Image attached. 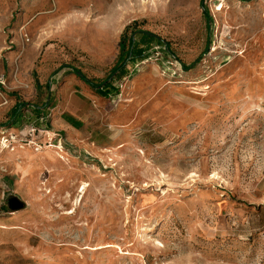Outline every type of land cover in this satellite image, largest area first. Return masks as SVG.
Segmentation results:
<instances>
[{"label": "rangeland", "instance_id": "1", "mask_svg": "<svg viewBox=\"0 0 264 264\" xmlns=\"http://www.w3.org/2000/svg\"><path fill=\"white\" fill-rule=\"evenodd\" d=\"M0 264H264V0H0Z\"/></svg>", "mask_w": 264, "mask_h": 264}, {"label": "trees", "instance_id": "2", "mask_svg": "<svg viewBox=\"0 0 264 264\" xmlns=\"http://www.w3.org/2000/svg\"><path fill=\"white\" fill-rule=\"evenodd\" d=\"M205 14L208 17L209 21H212V17L209 16L208 9L205 7ZM153 43L161 44L163 48V52L169 55H173V52L170 48V44L164 41L158 35L149 32L147 30L138 29L133 32L131 36L127 35V31H125L122 35V39L120 41V63L114 68L113 73H117L116 77H122L126 73V63H135L138 61H142L147 59L150 55L148 53L149 47L153 45ZM207 47L205 52H207ZM186 68V67H185ZM82 80L87 82L91 87L96 90V93L101 96H108L111 94L113 87L110 82H102L96 85L93 81L88 79L84 74L80 71L75 72ZM25 105V103H17L13 113L12 120L13 124L11 127H16L22 123L24 118V113H22L21 107ZM31 112L39 119L40 116L45 117L46 114H43V110H41L38 106L32 107ZM39 120L37 121V123ZM39 126V124H37ZM48 129V127H47Z\"/></svg>", "mask_w": 264, "mask_h": 264}, {"label": "crops", "instance_id": "3", "mask_svg": "<svg viewBox=\"0 0 264 264\" xmlns=\"http://www.w3.org/2000/svg\"><path fill=\"white\" fill-rule=\"evenodd\" d=\"M66 73V72H65ZM65 81V92L59 95L56 106L59 107V115L54 118L55 124L57 125V131L59 130L67 138L73 139H83L80 137L79 131L82 125H84V119L82 115L85 112V104L80 102L77 97V87L88 88L91 86L86 84L79 76L72 72H68ZM88 86V88L86 87ZM43 110L42 114H46ZM53 121V122H54ZM52 125V122L50 126Z\"/></svg>", "mask_w": 264, "mask_h": 264}, {"label": "water", "instance_id": "4", "mask_svg": "<svg viewBox=\"0 0 264 264\" xmlns=\"http://www.w3.org/2000/svg\"><path fill=\"white\" fill-rule=\"evenodd\" d=\"M10 204H11V207L13 209H19L21 207H23V202L20 201L18 198L16 197H13L11 200H10Z\"/></svg>", "mask_w": 264, "mask_h": 264}, {"label": "bare ground", "instance_id": "5", "mask_svg": "<svg viewBox=\"0 0 264 264\" xmlns=\"http://www.w3.org/2000/svg\"><path fill=\"white\" fill-rule=\"evenodd\" d=\"M86 194V193H85Z\"/></svg>", "mask_w": 264, "mask_h": 264}]
</instances>
